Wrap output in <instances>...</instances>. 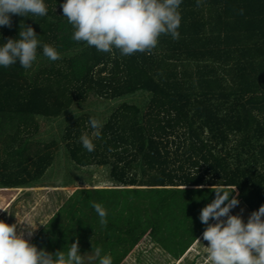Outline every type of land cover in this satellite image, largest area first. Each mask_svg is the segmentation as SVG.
<instances>
[{
	"label": "trees",
	"instance_id": "trees-1",
	"mask_svg": "<svg viewBox=\"0 0 264 264\" xmlns=\"http://www.w3.org/2000/svg\"><path fill=\"white\" fill-rule=\"evenodd\" d=\"M63 2L45 0L46 16L13 15L0 28V44L18 38L21 23L60 54L34 75L19 62L0 67V189L33 187L52 167L59 143L38 140V119H57L89 96L140 93L148 102L121 103L95 130L87 114L65 128L75 168L107 167L113 184L78 187L30 242L56 252L78 241L85 264H98L97 247L122 264L149 238L176 261L204 232L199 215L214 185L236 187L249 215L264 205V0H183L180 38L162 34L150 54L130 56L74 41ZM37 58H47L42 48ZM93 203L106 209V224Z\"/></svg>",
	"mask_w": 264,
	"mask_h": 264
},
{
	"label": "clouds",
	"instance_id": "clouds-1",
	"mask_svg": "<svg viewBox=\"0 0 264 264\" xmlns=\"http://www.w3.org/2000/svg\"><path fill=\"white\" fill-rule=\"evenodd\" d=\"M182 3L183 0H64L60 7L74 29V41L85 42L99 52L111 53L116 49L122 56H130L137 52L150 54L162 34L174 40L180 38ZM196 3L199 6L202 0ZM47 14L45 0H0V28H10L13 15ZM19 27L18 38L0 44V67L19 62L25 70L30 69L37 59L38 47L50 61L60 59L57 49L40 41L31 26L20 23ZM89 124L93 130L99 127L95 118H90ZM80 142L88 152L95 150L88 133L80 136ZM210 191L215 198L199 215L206 225L202 239L208 243V264H264V205L245 222L242 215L230 214L240 203L236 187L216 184ZM92 207L100 223L106 224V209L100 203H93ZM32 235L30 227L18 231L17 224L0 220V264H85L86 254H81L78 241L71 243L67 251L48 252L30 242ZM92 259L98 264H113L111 255L99 247Z\"/></svg>",
	"mask_w": 264,
	"mask_h": 264
},
{
	"label": "rangeland",
	"instance_id": "rangeland-1",
	"mask_svg": "<svg viewBox=\"0 0 264 264\" xmlns=\"http://www.w3.org/2000/svg\"><path fill=\"white\" fill-rule=\"evenodd\" d=\"M51 62L47 58H37L31 67L30 75L50 66ZM147 102L148 96L140 93L117 102L89 96L84 104L74 105L57 119H38L41 126L38 140L43 142L56 140L59 143V151L52 167L33 187L18 190L0 189V220L9 225L17 224L18 231L21 229L27 231L30 227L33 230L30 238L32 240L78 187L112 185L109 178L110 169L107 167L75 168L63 147L62 133L80 115H91L101 125L121 103L144 107ZM230 214L242 215L245 222L249 217L248 210L243 206L237 207ZM202 234L179 260H173L153 241L145 238L122 264H208L206 258L208 243L202 239Z\"/></svg>",
	"mask_w": 264,
	"mask_h": 264
}]
</instances>
